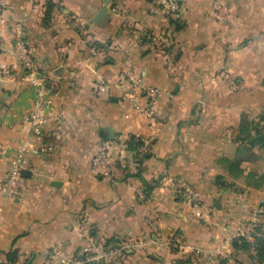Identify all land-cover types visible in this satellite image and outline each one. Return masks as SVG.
<instances>
[{
    "label": "crops",
    "instance_id": "crops-1",
    "mask_svg": "<svg viewBox=\"0 0 264 264\" xmlns=\"http://www.w3.org/2000/svg\"><path fill=\"white\" fill-rule=\"evenodd\" d=\"M164 1L111 0L100 23L92 19L103 0H60L50 10L44 0L0 6V60L15 64L23 38L55 83L45 126L54 150L45 155L26 150L38 140L25 120L35 97L30 77L15 66L17 76L0 83V181L21 148L31 163L17 196L0 192V264L80 261L84 219L94 242L122 250L112 263L84 264H259L254 250L232 242L255 209L264 231V0H222L220 17L215 0H175L171 15L160 11ZM129 67L165 92L156 104L164 121L120 100ZM100 81L109 85L104 97L95 93ZM131 135L147 141L150 154L137 162L126 151L124 170L115 159ZM105 142L112 178L92 164ZM177 179L211 209L178 197ZM171 231L202 251L157 248Z\"/></svg>",
    "mask_w": 264,
    "mask_h": 264
},
{
    "label": "built area",
    "instance_id": "built-area-1",
    "mask_svg": "<svg viewBox=\"0 0 264 264\" xmlns=\"http://www.w3.org/2000/svg\"><path fill=\"white\" fill-rule=\"evenodd\" d=\"M58 4L60 0H44ZM5 3V0H0V6ZM212 8L215 13L225 12L226 6L222 0H215L212 4ZM179 9V5L175 0H165L161 5L160 11L165 15H171L176 13ZM68 22L74 25L81 23L79 17L69 16ZM160 43L166 46L171 45L170 39L165 35H158L156 37ZM92 50H96V46L92 47ZM16 64V65H15ZM10 63L4 60H0V83L5 79H13L17 76L16 67H20L29 77L32 84L35 87V97L33 100L32 108L29 113L25 115L31 126L34 135L37 137V142L27 147V152L34 155H45L51 153L54 150L53 143L45 137V126L47 124V105L49 103L47 94L55 89V83L50 79L48 69L45 63L38 57V54L32 46H30L23 38H20L17 42L16 48V63ZM126 75L129 79L127 88L121 93L120 100L126 103L138 113L144 115L147 118L156 119L158 121H164L165 115L156 108V104L159 98L165 93L162 89L155 85L147 84L142 77L134 75L130 67L126 70ZM109 91V85L100 81L96 84L95 93L99 97H104ZM130 136L123 141L120 145L118 155L116 157V164L125 169L127 163L125 160V153L128 151L127 141L130 140ZM144 144L138 147L140 154L147 153L149 151L148 142L143 140ZM111 143L105 142L98 149L93 157L92 164L96 171L100 172L105 177L112 178L114 173V165L112 164L113 157L111 155ZM23 148L18 152V156L15 159L11 170L0 181V192H5L8 196H17L25 184V177L23 172L31 168V163L24 154ZM0 148V155L1 153ZM175 189L178 197H180L189 206L210 210V206H205V203L200 195V192L189 182L184 179H177L174 182ZM140 198H146V193L143 189L139 188L136 191ZM259 221V211L256 210L251 214L249 220L246 223L245 229L240 235L246 238H251V231L255 224ZM80 235L84 241L82 251L83 258L80 261H71L68 259H61L59 264H84L94 260L106 259L113 262L120 255L121 249L104 248L99 246L93 241L91 237V229L88 220H83L79 227ZM166 248L176 249L177 251L193 250L201 252L198 247L192 246L185 237L174 231H171L170 235L166 238L163 244Z\"/></svg>",
    "mask_w": 264,
    "mask_h": 264
},
{
    "label": "trees",
    "instance_id": "trees-1",
    "mask_svg": "<svg viewBox=\"0 0 264 264\" xmlns=\"http://www.w3.org/2000/svg\"><path fill=\"white\" fill-rule=\"evenodd\" d=\"M47 6L48 10H50L51 8H53L54 5L53 3L48 2ZM130 137V140L127 141L128 150L133 152V156L135 157L137 162H142L149 156L150 153L148 151L147 153L140 154L138 152V147L144 144L143 139L133 135H131ZM261 138L264 139L263 136ZM124 170H126V168ZM145 192L147 194L146 190ZM251 236L253 237L252 242L249 240V238H246L243 235H239L237 238L234 239L232 245L236 250H254L255 258L257 259L259 264H262L264 262V231L262 223L258 221L255 224L253 230L251 231ZM15 256V251L7 254L9 261H15Z\"/></svg>",
    "mask_w": 264,
    "mask_h": 264
},
{
    "label": "water",
    "instance_id": "water-1",
    "mask_svg": "<svg viewBox=\"0 0 264 264\" xmlns=\"http://www.w3.org/2000/svg\"><path fill=\"white\" fill-rule=\"evenodd\" d=\"M111 0H103V5L97 12V14L93 17L92 22L94 23H100L104 20V18L107 15L109 3ZM110 137H112V132L110 131ZM246 153V149L244 147L239 149V156L244 157ZM28 171H24L23 175H26Z\"/></svg>",
    "mask_w": 264,
    "mask_h": 264
},
{
    "label": "rangeland",
    "instance_id": "rangeland-1",
    "mask_svg": "<svg viewBox=\"0 0 264 264\" xmlns=\"http://www.w3.org/2000/svg\"><path fill=\"white\" fill-rule=\"evenodd\" d=\"M223 15V14H222ZM222 15H221V17H222ZM219 17H220V15H219ZM175 193L177 194V191H175ZM178 195V194H177ZM147 198V197H146ZM146 198H142V199H146ZM256 211V209L253 211V213ZM261 219H263V218H261ZM261 219H260V217H259V222L261 221ZM245 227H246V223L244 224V227H243V229H242V231L245 229ZM241 231V232H242ZM171 233V232H170ZM170 233H169V235H170ZM183 236V235H182ZM167 238V237H166ZM165 241H166V239H165ZM165 241L164 242H162V243H156V242H154V244L157 246V248H160V249H162V248H166V247H164V243H165ZM182 251V250H181ZM111 262V261H110ZM112 263V262H111Z\"/></svg>",
    "mask_w": 264,
    "mask_h": 264
}]
</instances>
